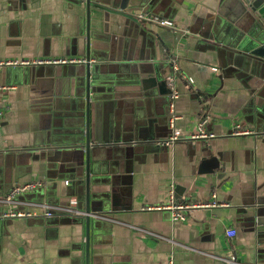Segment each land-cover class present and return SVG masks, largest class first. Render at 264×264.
Listing matches in <instances>:
<instances>
[{
  "label": "crops",
  "instance_id": "1",
  "mask_svg": "<svg viewBox=\"0 0 264 264\" xmlns=\"http://www.w3.org/2000/svg\"><path fill=\"white\" fill-rule=\"evenodd\" d=\"M254 20L244 0H0V58H85L0 70V196L37 180L24 198L76 197L172 239L90 219L86 258V218H3L0 204V264H230V253L264 264V53L236 48L242 34L256 40ZM156 74L173 79L183 134L206 116L215 137L164 144L169 93ZM236 124L252 133L233 134ZM212 192L224 204L185 220L143 209Z\"/></svg>",
  "mask_w": 264,
  "mask_h": 264
},
{
  "label": "built area",
  "instance_id": "2",
  "mask_svg": "<svg viewBox=\"0 0 264 264\" xmlns=\"http://www.w3.org/2000/svg\"><path fill=\"white\" fill-rule=\"evenodd\" d=\"M155 22L160 25L171 27L173 23L164 18H155ZM85 60L84 57L80 56H60V57H34V58H0V70L6 66L16 65H29V64H44V63H67V62H78ZM213 70H217V67H212ZM188 82L192 83L193 79L187 76ZM168 84L171 87L168 101V114H167V128L169 130L167 138L164 140L165 145H171L178 140H208L215 137V134L208 132L205 128L207 117L198 119L196 128L188 135H184L183 132L178 128L176 121L179 115L175 109V99L178 97V92L174 89V82L170 76ZM2 110H0V116ZM233 134H251L252 130L249 128L241 127L236 124ZM65 183H69L65 181ZM42 185L41 181H27L23 183L13 184L3 195L0 196V204L6 205L7 207L2 210L1 216L3 218H16V217H31V216H50L53 214H67L80 217L81 219H100L103 221H109L113 223L122 224L124 226L131 227L139 230L145 234L153 235L162 239L172 240L168 236L162 235L158 232L146 229L144 227L120 220L111 214L95 212L84 209L79 206V200L76 197H70L68 202L65 204L52 203L47 201H36L24 198L27 192H36ZM170 200L165 203L159 204H148L143 209H168L170 211L171 220H185L187 218V211L196 208H209L221 206L224 203L219 201L215 192L211 193L210 198L205 201H175L170 196ZM227 237H233L236 234V229L233 227L225 230ZM222 260L230 264H243L240 262L234 253H230L228 256L220 257ZM166 264H174L172 255L168 256Z\"/></svg>",
  "mask_w": 264,
  "mask_h": 264
},
{
  "label": "water",
  "instance_id": "3",
  "mask_svg": "<svg viewBox=\"0 0 264 264\" xmlns=\"http://www.w3.org/2000/svg\"><path fill=\"white\" fill-rule=\"evenodd\" d=\"M245 3L249 6L250 11L255 16V20L253 22V26L248 30L249 34L254 35L256 40L250 39L248 35L242 34L237 42V49H245L252 53L263 54L264 53V0H244ZM255 32V33H254ZM89 58V56H88ZM168 69L170 75L173 74V66L171 63H168ZM156 82L161 88V92H171V87L168 84V79L166 76H159L156 74L155 77ZM158 80V81H157ZM87 85L90 84V71H87ZM163 86L165 88H163ZM94 139V138H93ZM92 142L96 144H100L101 140L97 138L96 140H92ZM94 148L90 147L89 141L86 142V151H85V178L86 183H89L90 173H93L94 161H90L92 154H94ZM81 164V162H80ZM89 210V208L87 209ZM85 225V255L86 258L89 254V230H90V219L86 218L84 220ZM88 260L86 259V262Z\"/></svg>",
  "mask_w": 264,
  "mask_h": 264
}]
</instances>
